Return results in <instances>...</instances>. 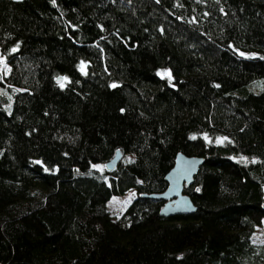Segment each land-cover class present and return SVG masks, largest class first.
<instances>
[{
    "label": "trees",
    "instance_id": "1",
    "mask_svg": "<svg viewBox=\"0 0 264 264\" xmlns=\"http://www.w3.org/2000/svg\"><path fill=\"white\" fill-rule=\"evenodd\" d=\"M0 54V264H264V0H0Z\"/></svg>",
    "mask_w": 264,
    "mask_h": 264
},
{
    "label": "water",
    "instance_id": "2",
    "mask_svg": "<svg viewBox=\"0 0 264 264\" xmlns=\"http://www.w3.org/2000/svg\"><path fill=\"white\" fill-rule=\"evenodd\" d=\"M121 153L117 150L114 156L104 164V169L111 172L121 160ZM203 159L195 156H185L178 153L172 168L166 173L164 179L167 183L162 193L146 195L154 199H160L164 203L159 211L162 217L180 214H190L195 211V206L187 195L182 193L183 186H189L193 182Z\"/></svg>",
    "mask_w": 264,
    "mask_h": 264
},
{
    "label": "rangeland",
    "instance_id": "3",
    "mask_svg": "<svg viewBox=\"0 0 264 264\" xmlns=\"http://www.w3.org/2000/svg\"><path fill=\"white\" fill-rule=\"evenodd\" d=\"M9 67L5 63L3 56L0 54V79L8 75ZM158 76L161 78H166L170 81V75L165 70H159ZM201 137L208 143H215V144H222L227 141V138L221 137H210L205 134L201 135ZM122 159V158H121ZM127 160V159H126ZM244 161L243 159H241ZM97 172H104L103 165H97L93 167ZM135 192L133 189L126 191L124 194L119 196H112L105 204L106 210L109 212L110 215L113 217H118L128 206L130 201L134 198ZM252 242L256 244L264 243V219H262L261 226L256 228L252 235Z\"/></svg>",
    "mask_w": 264,
    "mask_h": 264
}]
</instances>
